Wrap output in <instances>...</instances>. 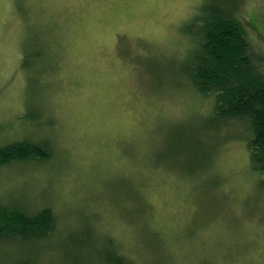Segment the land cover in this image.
<instances>
[{"label": "rangeland", "instance_id": "1", "mask_svg": "<svg viewBox=\"0 0 264 264\" xmlns=\"http://www.w3.org/2000/svg\"><path fill=\"white\" fill-rule=\"evenodd\" d=\"M207 1L0 0V139L55 149L0 168L1 202L57 215L34 264H105L104 247L132 264H264L249 124L215 117L186 72ZM240 4L264 73V0Z\"/></svg>", "mask_w": 264, "mask_h": 264}, {"label": "trees", "instance_id": "2", "mask_svg": "<svg viewBox=\"0 0 264 264\" xmlns=\"http://www.w3.org/2000/svg\"><path fill=\"white\" fill-rule=\"evenodd\" d=\"M240 2L232 0L230 5L228 0H209L191 21L195 47L186 72L201 93L215 98V117L223 118L226 125L235 119L248 122L250 160L264 174V73L247 40L250 21L243 19ZM54 154L49 137L0 139V168L15 162L47 160ZM56 227L57 215L50 206L31 211L15 201H0V264H34L42 252L36 241L49 238ZM8 243L31 245L8 259L1 253ZM82 244L87 245V241ZM97 256L105 264H132L124 254L118 250L112 253L108 247L101 252L97 249Z\"/></svg>", "mask_w": 264, "mask_h": 264}]
</instances>
